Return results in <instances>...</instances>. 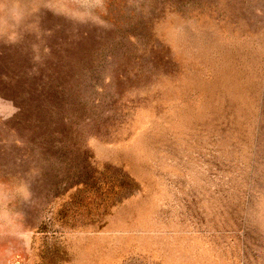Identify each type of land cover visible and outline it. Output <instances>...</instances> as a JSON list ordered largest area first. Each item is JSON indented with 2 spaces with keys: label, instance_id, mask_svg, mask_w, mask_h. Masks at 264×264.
<instances>
[{
  "label": "rangeland",
  "instance_id": "374dc122",
  "mask_svg": "<svg viewBox=\"0 0 264 264\" xmlns=\"http://www.w3.org/2000/svg\"><path fill=\"white\" fill-rule=\"evenodd\" d=\"M0 264H264V0H0Z\"/></svg>",
  "mask_w": 264,
  "mask_h": 264
}]
</instances>
